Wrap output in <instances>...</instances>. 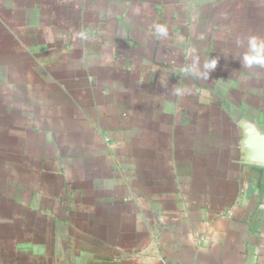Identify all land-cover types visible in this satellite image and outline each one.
<instances>
[{
    "label": "crops",
    "instance_id": "obj_1",
    "mask_svg": "<svg viewBox=\"0 0 264 264\" xmlns=\"http://www.w3.org/2000/svg\"><path fill=\"white\" fill-rule=\"evenodd\" d=\"M252 34L264 0H0V264H264Z\"/></svg>",
    "mask_w": 264,
    "mask_h": 264
},
{
    "label": "clouds",
    "instance_id": "obj_2",
    "mask_svg": "<svg viewBox=\"0 0 264 264\" xmlns=\"http://www.w3.org/2000/svg\"><path fill=\"white\" fill-rule=\"evenodd\" d=\"M155 32L158 37L167 36V27L157 25ZM243 49L239 55V61L244 68L264 67V36L252 34L245 39L237 41ZM218 61L215 58L207 59L202 65L196 62L190 65L185 71L198 80H207L210 74L217 68ZM179 93V90H177Z\"/></svg>",
    "mask_w": 264,
    "mask_h": 264
},
{
    "label": "water",
    "instance_id": "obj_3",
    "mask_svg": "<svg viewBox=\"0 0 264 264\" xmlns=\"http://www.w3.org/2000/svg\"><path fill=\"white\" fill-rule=\"evenodd\" d=\"M239 157L243 162L264 166V127L248 116L236 118Z\"/></svg>",
    "mask_w": 264,
    "mask_h": 264
}]
</instances>
